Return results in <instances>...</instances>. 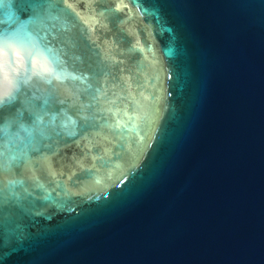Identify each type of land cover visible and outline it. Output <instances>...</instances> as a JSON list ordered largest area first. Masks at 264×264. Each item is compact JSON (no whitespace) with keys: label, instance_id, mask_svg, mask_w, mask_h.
I'll return each instance as SVG.
<instances>
[{"label":"water","instance_id":"water-1","mask_svg":"<svg viewBox=\"0 0 264 264\" xmlns=\"http://www.w3.org/2000/svg\"><path fill=\"white\" fill-rule=\"evenodd\" d=\"M0 264H264V0H0Z\"/></svg>","mask_w":264,"mask_h":264},{"label":"snow or ice","instance_id":"snow-or-ice-1","mask_svg":"<svg viewBox=\"0 0 264 264\" xmlns=\"http://www.w3.org/2000/svg\"><path fill=\"white\" fill-rule=\"evenodd\" d=\"M3 97H0V104H2L3 103Z\"/></svg>","mask_w":264,"mask_h":264}]
</instances>
